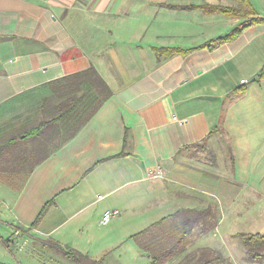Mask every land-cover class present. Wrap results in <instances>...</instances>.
I'll return each instance as SVG.
<instances>
[{
	"label": "crops",
	"instance_id": "obj_1",
	"mask_svg": "<svg viewBox=\"0 0 264 264\" xmlns=\"http://www.w3.org/2000/svg\"><path fill=\"white\" fill-rule=\"evenodd\" d=\"M237 5L0 0V238L151 264L133 236L187 224L186 250L161 264L195 248L249 264L239 234L264 233V23L210 44L244 19L202 8ZM90 69L112 95L27 169L35 145L22 133L49 99L42 90ZM106 210L119 215L104 225Z\"/></svg>",
	"mask_w": 264,
	"mask_h": 264
},
{
	"label": "trees",
	"instance_id": "obj_2",
	"mask_svg": "<svg viewBox=\"0 0 264 264\" xmlns=\"http://www.w3.org/2000/svg\"><path fill=\"white\" fill-rule=\"evenodd\" d=\"M243 6L247 9L245 12L241 8ZM202 8L207 12H220L244 19L231 33L210 44L231 41L247 27L264 23V18L259 17L250 0H238L237 6H205ZM263 77L264 67L258 73V78ZM46 87L50 94L49 99H44L39 103L40 107L34 113L37 117L27 123L25 131L22 133L25 140L30 139L35 145L33 153L28 158L30 164L27 165V169H31L35 163L44 159L52 148L71 139L91 119L104 101L112 95L109 86L95 69L56 80L47 84ZM161 223L163 220L155 224L154 227ZM211 227L212 224H205V231ZM152 229L150 227L133 236L140 247L150 255L151 264H161L175 254L185 251V244L191 240L187 224L182 229L171 226L169 230L164 231L167 236L163 235V237L160 235L154 237ZM239 236L247 251L245 262L249 264L263 263L264 233H240ZM0 239L6 246L9 242L12 243L10 239ZM163 239L165 242L162 241ZM156 240H158L156 243L158 245L155 244ZM53 246L65 249V255L77 264H104L105 262L103 258L92 260L69 246H60L59 244H53ZM177 264L233 263L217 250L195 248L179 259Z\"/></svg>",
	"mask_w": 264,
	"mask_h": 264
},
{
	"label": "rangeland",
	"instance_id": "obj_3",
	"mask_svg": "<svg viewBox=\"0 0 264 264\" xmlns=\"http://www.w3.org/2000/svg\"><path fill=\"white\" fill-rule=\"evenodd\" d=\"M238 2V0H237ZM227 7V6H226ZM230 7V6H228ZM254 7L256 11L258 12H263L264 13V0H254ZM242 10L245 12L246 7H241ZM42 92H48L47 90H42ZM35 101L30 102L29 108L31 109L32 103ZM35 110V106L33 107ZM37 109V108H36ZM222 139V146H223V151L225 153V156L227 157V162H229V157H230V144L225 138V136L221 137ZM213 143H211V146H213ZM210 156V152H209ZM29 162V161H28ZM27 165L30 164V162ZM162 232V231H161ZM0 233L7 238L9 236V229L5 230L1 225H0ZM161 234V233H160ZM17 237V236H16ZM18 235V239L21 240H16L12 241L13 245L7 249L5 246H3L0 243V264H77L74 261H72L67 255H65V249H62V247H57V246H40L34 251L30 248V243H28V239H24L26 237H21ZM15 242V244H14ZM163 242H165V239H163ZM51 245V244H50ZM179 260H173L174 264H177ZM247 263V262H246ZM256 264H264L263 263H256Z\"/></svg>",
	"mask_w": 264,
	"mask_h": 264
},
{
	"label": "built area",
	"instance_id": "obj_4",
	"mask_svg": "<svg viewBox=\"0 0 264 264\" xmlns=\"http://www.w3.org/2000/svg\"><path fill=\"white\" fill-rule=\"evenodd\" d=\"M242 82H244V80ZM117 215H119V210H106L103 213L101 224H104V225L108 224L111 221V219Z\"/></svg>",
	"mask_w": 264,
	"mask_h": 264
}]
</instances>
